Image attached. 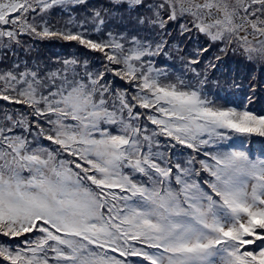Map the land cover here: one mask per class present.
Listing matches in <instances>:
<instances>
[{
  "label": "snow or ice",
  "instance_id": "1",
  "mask_svg": "<svg viewBox=\"0 0 264 264\" xmlns=\"http://www.w3.org/2000/svg\"><path fill=\"white\" fill-rule=\"evenodd\" d=\"M257 73L264 0H0V264H264Z\"/></svg>",
  "mask_w": 264,
  "mask_h": 264
},
{
  "label": "rangeland",
  "instance_id": "2",
  "mask_svg": "<svg viewBox=\"0 0 264 264\" xmlns=\"http://www.w3.org/2000/svg\"><path fill=\"white\" fill-rule=\"evenodd\" d=\"M196 45V40L192 43V41L189 43V48L195 47ZM61 44L59 42H49L46 45H41V51L43 52L44 55H52V54H58L61 55L60 52L56 51L60 49ZM47 48L51 49L48 50ZM72 50H67V54L71 52ZM66 55V54H63ZM211 55V53H209ZM207 59V57H205ZM233 69L232 65H228V70L231 71ZM239 70V69H237ZM258 76L264 77V73H257ZM253 108L256 110H260L262 107H264V92H258L256 98L253 100Z\"/></svg>",
  "mask_w": 264,
  "mask_h": 264
},
{
  "label": "trees",
  "instance_id": "3",
  "mask_svg": "<svg viewBox=\"0 0 264 264\" xmlns=\"http://www.w3.org/2000/svg\"><path fill=\"white\" fill-rule=\"evenodd\" d=\"M194 41H195V38H193L192 43H193ZM47 49L50 50L49 53H51V49H50V48H47ZM67 50H71V49H70V48H65V47L60 46V49H58V50H56V51L60 52L61 55H63V54H67V52H65V51H67Z\"/></svg>",
  "mask_w": 264,
  "mask_h": 264
}]
</instances>
